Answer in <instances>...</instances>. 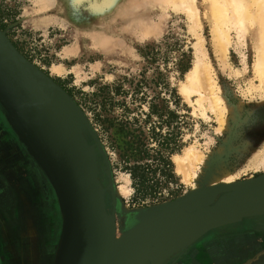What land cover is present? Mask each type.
Listing matches in <instances>:
<instances>
[{
	"label": "rangeland",
	"instance_id": "rangeland-1",
	"mask_svg": "<svg viewBox=\"0 0 264 264\" xmlns=\"http://www.w3.org/2000/svg\"><path fill=\"white\" fill-rule=\"evenodd\" d=\"M35 1L0 0V32L27 61L70 97L95 134L106 158V183L111 189L106 196L107 208L115 211L118 235L128 227L124 213L132 220L134 210L182 198L197 186L194 176L185 181L177 173L174 162V156L183 154L189 147L207 159L229 141L231 150L226 164L235 175L234 184L264 176L263 168H251L254 153L264 147V92L252 89L260 82L254 76L251 38H238L236 31L230 32L225 67L213 46L211 21L204 0L196 1L199 25H194L196 18L186 10L162 9L154 0H117L110 7H104L107 0H53L55 3L48 8ZM99 6L101 11H94ZM36 19L49 21L48 25L38 27ZM146 24L161 27L160 34L142 39V26ZM94 31L100 36L92 33ZM198 36L203 40L210 67L211 86L207 90L213 89L222 99L221 111L210 107L213 100L210 90L206 91L208 98L202 105L197 102V93L186 97L180 90L194 66V44ZM74 46V52L67 50ZM54 66H62L63 71L55 72ZM139 140L146 141L149 154L155 155L161 150L170 161L167 175L157 169L156 162L138 161L139 156L134 155ZM2 147L11 152V156L12 152L20 155L17 163L8 156L10 165L15 163L12 165L21 170L18 186L23 188L22 185L31 177L34 179L35 174L42 179L43 188L46 186L45 195L39 190L33 196L16 189V197L18 202L19 198L29 201L41 210L43 202L53 204L54 208L52 205L45 208L43 220L48 224L50 236V242L44 243L49 247L45 264H54L64 226L57 194L0 107V149ZM5 162L1 163V168L7 171L8 161ZM146 162L152 164L151 170L157 171L149 175L151 187L136 194L132 176L126 168ZM125 181L128 192L122 194L118 189ZM114 201L119 206H115ZM36 217L39 218V214ZM13 220L20 229V238L25 237V229L31 226L27 218L20 213ZM249 226L245 230L258 233L264 240V226L257 228L253 223ZM26 234L37 237L36 231L26 230ZM207 235L199 240L208 239ZM262 243L264 247V241ZM253 256L249 260L245 256L244 264H264V248ZM40 257L46 258L44 254ZM18 258L23 262L21 254ZM0 264H8L3 255Z\"/></svg>",
	"mask_w": 264,
	"mask_h": 264
},
{
	"label": "water",
	"instance_id": "water-1",
	"mask_svg": "<svg viewBox=\"0 0 264 264\" xmlns=\"http://www.w3.org/2000/svg\"><path fill=\"white\" fill-rule=\"evenodd\" d=\"M0 107L57 194L67 233L59 264H167L211 231L264 218L262 176L134 210L135 222L118 235L95 134L70 97L1 32Z\"/></svg>",
	"mask_w": 264,
	"mask_h": 264
},
{
	"label": "bare ground",
	"instance_id": "bare-ground-1",
	"mask_svg": "<svg viewBox=\"0 0 264 264\" xmlns=\"http://www.w3.org/2000/svg\"><path fill=\"white\" fill-rule=\"evenodd\" d=\"M37 1L39 2L37 5H42L45 8L46 7L48 8V5L50 6V4L54 2L53 0H36L35 2L37 3ZM115 1L117 0H107L108 3L106 2L107 4L105 5L103 4V5L104 7H110L111 5H113ZM154 1L156 4H159V6L162 9H167L168 7H171L176 11L179 9L186 10L191 17L196 18V20H194V25L200 24L199 16L196 8L197 0H157V1L154 0ZM203 3L206 6V9L209 11L208 17L209 20L211 21V35H212V42L215 52L218 55V59L221 61L222 64H224L225 67H227L226 64H227L228 49L231 44L230 32L232 30L236 31V33L238 34V38L242 37L245 39L248 36L251 38L254 55H255L254 63H253L254 76L260 82L258 86L255 85L252 86V89H256L258 91L264 92V0H204ZM100 6L99 8L98 7L94 8V11L96 12L101 11ZM48 22L49 21L42 19L35 21V25L38 27L45 28L48 25ZM142 27H143L142 29H144V32L143 30H141L142 39L151 38L153 36L159 35L161 32V27L158 26L155 27L152 25L151 26L147 25L146 27L144 26ZM92 33H96V36L99 35V34L97 35V32L95 31ZM88 35L91 34L89 33ZM91 37L94 36L91 35ZM92 39L94 38H91V40ZM103 41L104 40H102V43ZM202 41H203L202 38L198 36L197 42L196 44H194L196 50L195 63L192 69L187 73L185 81L182 83L180 90L186 97H190L191 94L197 93L199 96L197 102L200 105H202V102L208 98L206 96L207 94L206 91L210 90L211 91L210 95L213 97V100L210 103V107L214 111L216 110L221 111L220 106L222 99L218 98L214 94L215 91L213 89L210 88L207 90L208 86H211L210 85L211 78L209 79L210 69H208L210 67H208V64L206 62L205 51L203 49ZM99 44H98L99 46H102L100 42ZM75 46L74 48L72 49L68 48L67 50L72 53V51L74 52V49H76ZM67 50H65V52ZM68 51L67 53H69ZM53 70L55 72L61 73L63 71V67L54 66ZM230 150H231V145L229 141H226L225 144H223L221 148L216 152V155L215 153L213 156L208 155L207 159H205V156L203 154H200L199 152L195 151L193 147L187 148L184 151V153L181 155L174 156V162L177 173L182 175L185 181L192 180V177L194 176V178L197 179L199 182V183L197 182L196 184L197 186L194 185L195 187L192 188L191 194L196 192L200 193L204 191L205 188H206L205 190H207L213 187L221 188L234 184L235 175L231 173L229 169H227V164H226V160L228 158V154L230 153ZM201 165L203 166V168L200 167ZM259 167L264 169V147L260 151L257 150L256 153H254L253 155L251 168L258 169ZM197 171H199V173ZM127 183L128 182L125 181L122 186L120 185V188L118 189L120 193L125 194L128 192L125 186ZM116 206L119 205L116 204ZM124 214H125L124 215L125 223L130 224L135 222L134 216L132 220H130L129 214L128 215L127 213ZM66 237H67V233L66 230H64L62 236V242H61L62 248L64 247V244L66 242ZM59 263H60V258L57 259L54 264H59Z\"/></svg>",
	"mask_w": 264,
	"mask_h": 264
},
{
	"label": "flooded vegetation",
	"instance_id": "flooded-vegetation-1",
	"mask_svg": "<svg viewBox=\"0 0 264 264\" xmlns=\"http://www.w3.org/2000/svg\"><path fill=\"white\" fill-rule=\"evenodd\" d=\"M10 153L11 152H7L5 147L0 149V223H2L0 226V262L3 255L8 264H45L49 257V247L44 243L50 242V236L46 227L48 224L47 222L46 224L44 223L43 216L47 212L45 208L51 205L52 208L54 207L52 203L49 205V203L43 202L42 210H45L43 214L40 207H34L29 201L21 200L19 198L18 202L16 189L17 191L23 189L33 196L39 190L42 195H45L46 186L43 188L44 185L42 179L38 174H35L36 176H34V179L31 177L32 180L30 178L29 181H27L28 183L23 184V188L18 186L21 183L18 181L20 179L19 176L21 170L17 166L12 165L15 163L10 165L9 162H11V159L9 160L8 157L11 156ZM11 158L14 159V162L16 163L19 159L21 160L20 155H15V152H12ZM5 161H8V167L6 168L7 171L4 168H1V163H6ZM9 165L11 167L10 169ZM33 211L35 214H33ZM20 213L24 218H27V221L30 223L29 225H31L25 229V237L21 238L20 229L15 226L13 220L15 219V215L17 214L18 218ZM37 213L39 214V218L36 217L38 215ZM50 216H52V214ZM48 217L49 215L46 216V220ZM249 223L255 224L257 228H262V226H264V218L259 220H246L239 223L240 225L242 224V228L238 229L235 233H231L229 236L215 237L209 232L207 235L209 236L208 239L200 241L202 244H198L206 245V247L198 250L195 247L198 245L195 244L194 246H190L185 251L171 259L167 264H203L204 262H202V259L199 257L203 252L208 253L209 260H213L214 264H243L245 256L247 257L245 258L249 260L254 257V253L261 252L264 248L262 243L264 240L258 233L245 230L250 227ZM26 230L27 232L36 231L37 237L26 234ZM236 241H238L237 245L239 246V252L236 254L235 259L233 258L234 253H232L231 249L227 251V249L223 248V251L218 250V253L213 249L214 245H219L218 247L221 245L222 248L224 244H227L232 247L236 244ZM214 242H217V244H214ZM235 247L236 246H234V248ZM253 249L258 250L253 252ZM39 253L44 254L46 258H41ZM18 254H21L23 262L18 258ZM188 258H191V260L188 261Z\"/></svg>",
	"mask_w": 264,
	"mask_h": 264
},
{
	"label": "trees",
	"instance_id": "trees-1",
	"mask_svg": "<svg viewBox=\"0 0 264 264\" xmlns=\"http://www.w3.org/2000/svg\"><path fill=\"white\" fill-rule=\"evenodd\" d=\"M159 144L161 145L160 141H159ZM167 145L168 144L166 143V146ZM161 146H164V145H161ZM135 150L137 151V154L134 156H139L138 158V161L140 160L139 162H141L144 159H149L153 162H156L157 169H159V171L163 175H167V173L170 172L171 163L166 157H164L161 154V150H158L155 153V155L149 154V152H147L148 148H147V143L145 140H139L137 142V147L135 148ZM172 150L174 149L172 148ZM151 168H152V164L148 162L144 164H139V163L134 164L126 168L132 176L133 186L136 189V194L143 192L145 188L148 189L151 187L149 185V182H150L149 175L150 173L156 174V171H157V169L151 170Z\"/></svg>",
	"mask_w": 264,
	"mask_h": 264
},
{
	"label": "crops",
	"instance_id": "crops-1",
	"mask_svg": "<svg viewBox=\"0 0 264 264\" xmlns=\"http://www.w3.org/2000/svg\"><path fill=\"white\" fill-rule=\"evenodd\" d=\"M239 226H240V224L239 223H237V224H233V225H229V226H225V227H222V228H219V229H216V230H214V231H211L210 232V234L211 235H213V236H229L231 233H235L238 229H240L239 228ZM209 234V233H208ZM206 236V235H205ZM199 243H201L200 242V240H198L197 242H195L194 243V245L196 244V245H198ZM225 243V242H224ZM237 243H238V241H236V244H234L232 247H230L229 245H227V244H224V246L221 248V245H220V247H218L219 245H214L213 246V249L218 253V250H222L223 251V248H225V249H227V251L229 250V249H231V251H232V253H234L233 255H236V254H238V252H239V246L237 245ZM202 244V243H201ZM198 245V246H195L198 250H200L201 248H204V247H206V245L204 246V245ZM214 244H217V242H214ZM193 245V246H194ZM192 246V245H191ZM234 246H236L235 248H234ZM199 252H201V251H199ZM230 252V251H229ZM229 252H227V253H229ZM220 253H221V251H220ZM200 254V253H199ZM216 255V254H215ZM199 257L202 259V262H204L203 264H214V262H213V260H209V258H208V253H201L200 255H199ZM218 261V260H217ZM252 261V260H251ZM250 261V262H251ZM244 264V263H243ZM247 264V263H246Z\"/></svg>",
	"mask_w": 264,
	"mask_h": 264
}]
</instances>
